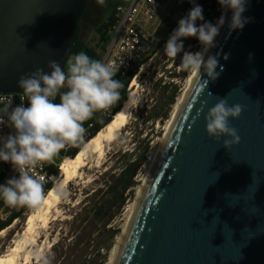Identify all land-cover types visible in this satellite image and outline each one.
<instances>
[{"label": "water", "instance_id": "1", "mask_svg": "<svg viewBox=\"0 0 264 264\" xmlns=\"http://www.w3.org/2000/svg\"><path fill=\"white\" fill-rule=\"evenodd\" d=\"M88 0H0V95H22L20 76L50 60L61 67ZM233 14V13H232ZM211 55L223 72L198 77L141 202L119 264H264V0H246L243 29ZM227 56V58H225ZM227 95L240 142L206 132L205 116ZM71 147L53 162L73 157Z\"/></svg>", "mask_w": 264, "mask_h": 264}, {"label": "clouds", "instance_id": "2", "mask_svg": "<svg viewBox=\"0 0 264 264\" xmlns=\"http://www.w3.org/2000/svg\"><path fill=\"white\" fill-rule=\"evenodd\" d=\"M104 0H98L103 4ZM191 2V0H190ZM225 9L232 10L229 30L243 29L247 19L246 0H218ZM197 20H204L203 8L194 5L187 16L181 18L178 27L172 32L164 46V54L175 60L183 51L182 38L196 37L202 45L198 52L184 51L179 67L201 78L202 71L209 80L215 81L223 72V65L214 55L206 54L214 48L215 39L225 23L221 15L216 24L204 22L196 25ZM227 58V56H225ZM50 73L42 68L20 76L18 87L27 98L24 103L12 108L11 100H4L0 108V124L7 123L14 128L15 134L3 138L0 147V161L10 162L19 173L5 185H0V198L10 207L35 208L44 198L43 176H34L31 170L42 162H51L66 147L77 146L84 140L85 121L95 112L109 109L120 99L121 81L114 79L119 68L112 63L93 60L84 52L76 54L67 61V71L55 61L48 62ZM67 89V91H61ZM59 95L60 102H54ZM227 95L220 98L211 107L206 116V132L210 138L220 141L223 147L230 149L240 142L238 130L229 123V118L238 119L243 106H229ZM11 109V111H9Z\"/></svg>", "mask_w": 264, "mask_h": 264}, {"label": "rangeland", "instance_id": "3", "mask_svg": "<svg viewBox=\"0 0 264 264\" xmlns=\"http://www.w3.org/2000/svg\"><path fill=\"white\" fill-rule=\"evenodd\" d=\"M164 1L167 7L166 11L161 15L160 20L162 21L154 22L149 28V32L153 35V43L150 47L147 62L140 67L135 78L137 95L127 126L112 144L110 151L100 166L96 167V164L90 163L88 167L84 168L82 177L72 180L67 185L64 199L59 207L60 214L58 218L49 222L45 227H39L36 245L29 250L32 257L29 264H53L56 255L61 253V249L58 248L55 253L52 250L53 246L58 242L64 246H67L71 241L75 242L73 239L75 228L79 223L78 220L85 218L87 208L92 206L91 194L98 188L104 187V179L106 177L101 175L105 174L111 166L116 168L114 172H120L121 168L127 165L129 156L131 160H134L145 152L148 160L147 164L138 172L135 178V186L127 193L123 208L114 216L107 227V231L102 230L100 226L97 229L94 227L96 230H94L92 238L95 239V245L100 247L101 255L99 256L98 251L95 249L86 250L85 242L80 243L76 249L78 264H109L112 260L120 234L128 223L131 206L148 174V166L161 144L165 128L171 119L175 105L187 88L188 78L191 73L179 67L183 52L195 53L202 50V45L196 37L182 38L184 48L175 60L165 56L164 46L172 32L178 27L179 20L187 16H181V13H189L187 7L190 0ZM192 1L195 2L194 5H200L203 8L204 20H197V26L204 22L215 24V20L221 16L222 6L218 3L214 5L215 0ZM130 2L131 0H104L103 4H100L98 0H88L87 19L80 24V40L87 47L95 50L100 57L103 56L108 43L104 45L105 49L103 50V42L100 41L94 25L87 22V20L95 23L105 22L111 11L108 3L112 6H128ZM211 8L219 9L217 18L207 15L208 10ZM166 14H169V16ZM161 42H163V45H160ZM173 96H175V101L170 104ZM3 167L4 161H0V170ZM88 196L90 197L87 198ZM12 209L19 210L20 207H10L5 203L0 204V222L5 221L9 217ZM33 210L34 208L30 209L22 219L15 221L10 227L5 229L3 236L0 238V255L6 254L15 245L16 241L22 237L26 229V219ZM77 213L79 215L76 221L73 220V217ZM24 256L25 254L23 253L21 262L24 261ZM65 263L66 260L64 261Z\"/></svg>", "mask_w": 264, "mask_h": 264}, {"label": "bare ground", "instance_id": "4", "mask_svg": "<svg viewBox=\"0 0 264 264\" xmlns=\"http://www.w3.org/2000/svg\"><path fill=\"white\" fill-rule=\"evenodd\" d=\"M231 14V9H225L222 7L221 15L225 16V23L220 28V33L215 39V45L222 34ZM219 18L215 20V24ZM213 49L214 48L209 49L205 59H207V55H211ZM197 79L198 76L196 74H190L187 88L175 105L171 119L165 128L161 144L156 150L151 163L148 166V174L145 177L144 184L140 187L135 201L131 206L128 223L124 227L123 232L120 234L119 241L117 242V245L114 249L113 258L109 264H119L141 202ZM129 90V99L124 103L122 109L114 116L112 122L103 130H101L96 135V137L90 140L75 157L64 158L62 163L59 165L60 176L54 181L52 189L44 196L42 203L35 207L34 210L28 215L26 219V229L22 237L16 241L15 245L11 247L6 254L0 255V264L30 263L32 257L29 250L36 245V237L39 233V227H45L47 224H49V222L58 218L60 214L59 207L62 204V200L64 199L67 185L72 182V180L82 177L84 168L88 167L90 163L96 164V167L100 166L107 153L110 151L112 144L118 139L121 131L127 126L128 119L131 110L135 105V99L137 95V83L135 80L132 82ZM4 232L5 230L0 231V238L3 236ZM23 253L25 254L24 261L21 262V255Z\"/></svg>", "mask_w": 264, "mask_h": 264}, {"label": "trees", "instance_id": "5", "mask_svg": "<svg viewBox=\"0 0 264 264\" xmlns=\"http://www.w3.org/2000/svg\"><path fill=\"white\" fill-rule=\"evenodd\" d=\"M217 3H218V0H215L214 5H216ZM108 6L111 8V11H110L109 17L107 18L105 22L103 21L102 23H95L93 21L87 20V22L94 25L100 37V41L103 42V45H102L103 50L105 49L104 45L109 43L111 39V32L115 24L116 7L118 5L112 6L108 3ZM87 9H88V6L84 9V12L79 20V26L81 22L87 19V16H86ZM207 15L212 16V18L214 17L217 18V16L219 15V9L211 8L208 10ZM160 45H163V42H161ZM80 52H84L93 60H100V56L98 55V53L92 48L87 47L80 40V28H79L77 41L75 45L73 46L68 59H70V57L75 56L76 54ZM147 60L148 58L143 60L135 68V70L129 74L128 79L126 81H121L123 84V87L120 89L121 101H120L118 108L114 111L112 116H110L109 118H106L105 120L94 119L95 127L92 130V133L90 134V136L88 138H84L83 142L78 144L77 146H71V148L74 151L73 157H75L90 140L96 137V135L101 130H103L106 126H108L112 122L114 116L122 109L124 103L130 97V90H129L130 84L132 83L134 77L137 76L140 70V67L144 65L147 62ZM67 61L64 64L65 71H66ZM174 101H175V96L171 98L170 104L174 103ZM54 102H57V103L60 102V98H56ZM90 121L91 119L85 121V124H87ZM66 148L61 150L62 154L65 153ZM147 161L148 160H147L145 152L141 156L136 157V159L134 160H131L129 156L127 165L121 168L120 172L118 173L114 172L116 168L111 166L110 169L105 174L101 175V176L106 177V179H104L105 181L104 187L98 188L91 194L92 206L87 208L85 212L86 213L85 218H83L82 220H78L77 218L79 215L78 213L73 217V220L79 221L78 226L75 228V232H74L73 240H75V242L73 243L71 241L69 242V244H67V246L60 245V242H58L55 246H53L52 250L55 253L57 251V248L61 249V253L59 255H56V259L54 260L53 264H64L65 260H66L65 264H78V257L76 255V252H77L76 249L78 248L80 243H84V242L86 244V250L89 251L90 249L92 250L95 249L96 251H98L99 256L101 255L100 247L95 245V239L92 238V235L95 232L94 230H96L100 226L102 230L107 231V227L110 224V222L113 220L114 216L125 205L126 197H127L126 195L135 186V178L138 172L140 171V169L144 165L147 164ZM49 171L55 177V179H57L60 176L59 166L52 165ZM52 187H53V183H51L46 188L45 195L52 189ZM89 197L90 196H88L87 198ZM30 209L32 208L20 207L19 210L12 209L9 217L5 221L0 222V231L7 229L15 221L22 219L24 215ZM94 227L96 229H94ZM110 231L112 232V230ZM82 238H84V240L81 241Z\"/></svg>", "mask_w": 264, "mask_h": 264}, {"label": "built area", "instance_id": "6", "mask_svg": "<svg viewBox=\"0 0 264 264\" xmlns=\"http://www.w3.org/2000/svg\"><path fill=\"white\" fill-rule=\"evenodd\" d=\"M194 3V1L189 3L188 11L194 7ZM165 11L166 3L164 0H131L128 6L118 5L116 7L115 24L111 32V39L103 56L100 57V61L112 63L119 68L114 79L126 81L129 74L143 60L148 58L153 43V35L149 32V28L154 22H157L160 15ZM187 14L188 12H182L181 16ZM166 15L169 16V14ZM61 91H67V89H61ZM56 98H59V95ZM4 100H11L12 108L21 103L27 106V98L23 95H0V108L3 107ZM120 101L121 99L107 110L95 112L91 121L87 124L84 122L83 127L86 129L84 138H88L92 133L95 127L94 119L105 120L112 116ZM4 119L5 123L0 124V147H2L3 138L15 134L14 128L8 125L6 116ZM52 165L57 166L53 161L42 162L31 170V174L34 176L45 178L43 182L44 195L46 188L54 183L55 177L49 171ZM12 177L18 178L19 173L10 162H4V167L0 170V185H5L6 181ZM1 203H4L2 198H0Z\"/></svg>", "mask_w": 264, "mask_h": 264}, {"label": "crops", "instance_id": "7", "mask_svg": "<svg viewBox=\"0 0 264 264\" xmlns=\"http://www.w3.org/2000/svg\"><path fill=\"white\" fill-rule=\"evenodd\" d=\"M166 7H167V5H166ZM162 14H163V13H162ZM162 14H161V15H162ZM161 15H160V17L158 18L157 23H158V21H162V20H160ZM154 31H155V30H154Z\"/></svg>", "mask_w": 264, "mask_h": 264}, {"label": "flooded vegetation", "instance_id": "8", "mask_svg": "<svg viewBox=\"0 0 264 264\" xmlns=\"http://www.w3.org/2000/svg\"><path fill=\"white\" fill-rule=\"evenodd\" d=\"M89 5V4H88Z\"/></svg>", "mask_w": 264, "mask_h": 264}]
</instances>
